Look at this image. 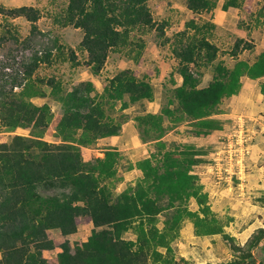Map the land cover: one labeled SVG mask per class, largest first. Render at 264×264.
Masks as SVG:
<instances>
[{"label":"rangeland","instance_id":"rangeland-1","mask_svg":"<svg viewBox=\"0 0 264 264\" xmlns=\"http://www.w3.org/2000/svg\"><path fill=\"white\" fill-rule=\"evenodd\" d=\"M68 1L33 0L31 5H36L35 8L40 13L35 25L41 35L35 34L29 43L26 39L31 36V22L26 18L12 22L13 18L0 17V86L4 84L2 76L11 75L14 70L19 71L22 79V86L16 88L7 77L9 84L3 88L4 94L0 93L1 170L12 164L9 147L14 137L31 140L42 137L48 143L61 144L57 125L65 109L58 102H53L51 111L46 113V128H34L31 125L28 128L10 129L6 127L4 116L1 115L2 104L21 98L25 84L31 82L49 94L51 88L48 81L52 79L61 82L64 90L68 89L66 100L79 82L91 77L86 66L87 58L81 52L83 32L73 26L61 27L56 22ZM212 1L215 2V7L197 13L187 8V0H158L162 12H159V8L155 9V6L150 8L157 19L156 24L145 28L146 31H135L132 34L134 39L147 43L146 57H149L151 69L142 71L134 61L135 53L129 55L128 50L112 52L106 61L110 63L105 64L101 78L97 81L100 92L97 91L102 93L107 77L114 74V68L110 66L114 62V65L120 64L121 68L132 67L134 71L130 70L139 75L136 76L140 79L141 76L150 74L149 83L154 87L155 96L151 102L130 104L126 110L120 109L122 102L111 105L102 98L99 100L115 121V131L107 137L119 136L121 143H129L123 152L125 155L115 166V175L102 181L115 196L129 188L136 189L138 185L147 188L155 183L154 176L146 179L140 168L145 160H153L152 165L158 166L160 173H163L161 164L165 153L174 154L182 162L187 158L183 154L195 153L193 158L199 161L191 167V174L203 204L199 205L196 198L191 196L194 190L158 195L157 190L152 189L150 195L153 199H158L157 206L164 207L154 224L164 234V241L168 245H161L158 238L151 241L135 258V264H264V78L250 80L244 88L246 94L245 90H241L238 95L224 98L213 108L210 119L216 120L220 129L211 130L208 134L203 132V128L196 121L188 118L176 122V118L180 116L179 105L176 100L171 101L170 97L182 79L176 73V84L173 85L170 80L172 70L176 72L183 66L176 58V50L181 52L178 48L182 45L184 48L191 40L208 39L217 48L212 63L199 59L195 64L185 65L194 71L195 77L201 82L199 88L219 77L216 72L219 65L229 70L241 61L252 65L264 50V0H236V5L228 7L227 10H224V6L228 0ZM162 33L164 36L160 37ZM55 38H58L62 54L54 50L50 62L40 63L31 73V77L27 78L26 73L34 63L30 58L37 52L45 51L44 48L51 45L50 40ZM72 54L76 56L75 61ZM154 58L157 62L154 61L153 65ZM6 68H10L12 72H7ZM156 68L162 72L159 77L155 75ZM40 80L46 84H41ZM125 99L129 101L128 96ZM35 101L43 103V100ZM168 109L174 114L170 118L164 117V146L159 149L155 140L157 134L154 131L145 133L146 125L138 127L133 121L135 116L140 115L162 116ZM82 135V131H76L75 139L80 142ZM102 140L78 145L85 171L88 173L97 175L98 159L104 158L106 150L114 147L113 143L109 146V143L105 144V140ZM188 193V199L175 201L170 205V196L182 198ZM80 205L76 235L65 237L57 230L47 232L55 249L43 251V264H58L60 254L67 256L83 250L93 224L88 205ZM178 214L181 218L175 223L174 219ZM134 221L133 229L139 224V221ZM195 223H200L201 236L196 235ZM152 227L153 224L144 221L146 231ZM133 231L130 230L126 235L129 240H136ZM218 231L221 232L217 233ZM135 249L132 248V251ZM4 255L5 252L0 250V264L4 261ZM88 256L94 257L93 254Z\"/></svg>","mask_w":264,"mask_h":264},{"label":"trees","instance_id":"trees-1","mask_svg":"<svg viewBox=\"0 0 264 264\" xmlns=\"http://www.w3.org/2000/svg\"><path fill=\"white\" fill-rule=\"evenodd\" d=\"M149 1L151 0H69L68 6L56 22L61 27L73 26L83 32L81 49L88 54L86 66L94 76H99L112 52L128 50L129 55L135 53V61L141 58L146 44L140 39H134L132 34L135 31H146L145 28L156 24L148 10ZM235 5L236 0H228L224 10ZM213 7L215 2L212 0H187V8L193 12ZM2 16L24 17L33 24L27 43L33 40L35 34L41 35L35 25L40 13L35 8L7 9L0 6V17ZM42 35L45 36L43 33ZM163 36L164 33L160 35ZM50 42L51 45L45 47V51L37 52L30 58L34 63L26 73L27 78L31 77L40 63L50 62L53 50L62 54L58 38ZM182 46L178 48L181 52L176 50V58L183 66L170 76L173 85L176 84V73L182 78L181 85L170 96L171 101L176 100L179 105L180 116L176 118V122L188 118L196 121L203 132L208 134L211 130L220 129L218 122L210 119L212 109L224 98L240 93L242 78H264V51L252 65L241 61L232 70L219 65L216 68L219 77L199 88L201 82L195 77L194 71L185 65L195 64L199 59L212 63L217 48L208 39L191 40L184 48ZM72 59H76L74 54ZM18 72L14 70L13 74L2 76L4 84L0 86V93L4 94L3 88L9 84L7 77L13 87L22 86ZM39 82L46 84L45 81ZM48 84L51 99L63 102L68 89L64 90L61 82L53 79ZM22 91L24 93L20 94L21 98L2 104L1 115L4 116L6 127L17 129L33 125L34 128H46V113L51 111V105L45 103L38 106L32 102L33 98L47 97L46 93L32 82L25 84ZM69 94V102L57 125L62 143L51 144L42 137L36 140L14 137L9 147L12 164L5 169L0 168V250L5 252L2 264H43V251L55 249L47 232L57 230L65 237L76 234V219L81 212V203H86L90 211L93 224L91 235L84 243L83 250L67 256L60 254L58 264H135V258L151 241L158 238L161 245H168L164 241V234L154 224L164 207L157 206L158 199H153L150 195L152 189H156L158 195L194 190L191 196L196 198L199 205L203 204L191 174V167L199 162L193 158L195 153L183 154L187 157L184 162L174 154L165 153L161 164L163 173H160L158 166L152 165L153 160L143 161L140 164L141 170L146 179L153 175L155 183L147 188L142 185H138L136 189L129 188L118 196L106 184H102V181L115 175V166L124 156L117 148L107 149L104 158L98 159L97 175L85 171L78 145L104 139L116 128L113 116L105 111L103 102L99 100L102 98L111 105L122 102L121 110H126L130 104L151 102L155 96L151 83L138 78L130 69H125L108 81L102 93L96 90L93 82L86 80L79 82ZM126 96L129 101H126ZM173 114L168 109L162 116H135L134 123L138 127L146 125L145 133L154 131L160 149L164 146L162 138L166 131L164 117L170 118ZM76 131L83 132L80 142L75 139ZM140 135L143 139L141 131ZM189 194L182 198L170 196V205L175 201L188 199ZM180 218L181 215L178 214L174 219L175 223ZM134 220L139 221V224L133 229ZM145 220L153 224L149 231L144 228ZM198 220L203 223L200 217ZM195 226L196 235L201 236L200 223H195ZM130 230H134L136 240L126 237ZM219 232L221 231L217 233ZM148 236L151 238L148 239ZM132 248L136 249L132 251ZM88 254H93L94 257Z\"/></svg>","mask_w":264,"mask_h":264},{"label":"crops","instance_id":"crops-1","mask_svg":"<svg viewBox=\"0 0 264 264\" xmlns=\"http://www.w3.org/2000/svg\"><path fill=\"white\" fill-rule=\"evenodd\" d=\"M37 0H34V2H36ZM32 2H33V0L31 1V0H2V2H0V6H3V7H5V8H7V9H17V8H21V7H29V8H35V6L36 5H31L32 4ZM21 3V4H20ZM23 3V4H22ZM30 3V4H29ZM68 4H69V1H68ZM68 4H67V6H68ZM159 5H161L159 2H158V0H151V1H149L148 2V10L150 11V13L153 15V18H154V21H157V19H155V17H154V13L151 11V7L152 6H155V9L157 8H159V12L161 13L162 12V8H161V6H159ZM36 9V8H35ZM36 10H38V9H36ZM191 11V10H190ZM158 12V14H160ZM168 17V16H167ZM22 18H24V17H17V18H13L11 21L12 22H16L17 20H21ZM164 18V17H163ZM11 19V18H10ZM160 21V20H159ZM38 22V21H37ZM9 24V23H8ZM148 47H147V43H146V49L144 50V52H143V55L141 56V58L138 60V61H136L135 63H136V65L139 67V68H142L143 70L142 71H144L145 69H151V64H149L150 62H149V57H146V53H147V51H148V49H147ZM264 51V50H263ZM53 52H54V50L52 51V54H53ZM55 52H58L56 49H55ZM81 52H83V56H86V58L88 57V54H87V52L86 51H81ZM76 55L78 56L79 54L78 53H76ZM53 57V56H52ZM108 60H109V57H108ZM135 61V60H134ZM157 62L156 61V59L154 58L153 59V61H152V64H153V62ZM131 62H133L132 60H131ZM108 63H110V62H106V65H108ZM114 63V62H113ZM113 63H111L110 64V66L112 67V68H114V71H113V73L114 74H112V76H110V77H107V79H106V81H105V83L107 84L108 83V81L111 79V78H113L119 71H121V70H124V69H126V68H121V65L120 64H117V63H115L116 65H114ZM154 65V64H153ZM127 69H131V70H133L132 69V67H129V68H127ZM147 69V70H148ZM134 71V70H133ZM160 71L158 70V68H156V72H155V75H158V77L159 76H161L162 75V72H160ZM174 72V70H172V72L171 73H173ZM102 73H103V70L101 71V73H100V75L99 76H94V75H92L90 72H89V74L91 75V77L89 78V79H86V80H89V81H91V82H93V84H94V86L96 87V90H100L99 89V87H98V79H100L101 78V75H102ZM136 74V73H135ZM148 74H149V72H148ZM137 75V74H136ZM138 77H139V75H137ZM83 79V78H82ZM141 79H145L146 81H148L149 82V79H150V74L147 76V75H143V76H141ZM85 80V81H86ZM250 80L251 79H248V78H243L242 79V89L241 90H245L244 88H245V86L247 85L246 83H248V82H250ZM175 81H177V79H175ZM179 83V82H178ZM181 83H182V79H181V82L179 83V86L181 85ZM105 87V86H104ZM104 87H103V89H104ZM205 87V86H204ZM50 92L51 91H49V94H47V97H45V98H33L32 99V102L33 103H35L36 105H38V106H42V105H44L45 103H48V104H50V105H52V103L53 102H56V101H54V100H52L51 99V97H50ZM100 92V91H99ZM102 92V91H101ZM245 94H246V90H245ZM70 95V94H69ZM69 99L70 98H66V100H64L63 102H58L59 103V105H62V106H64V107H66L67 106V104H68V102H69ZM35 100H39V102L41 101V100H43V103H36V101ZM58 105V106H59ZM133 123H134V121H133ZM109 137H107V138H104L103 140H105L104 142H105V144H107V143H109L108 145L110 146H112V143L114 144L113 146V148H117L118 149V151H120L123 155H125V153H123V152H125V150H126V148H127V146H128V142L127 141H123L122 143H121V138L118 136V137H111V138H109ZM102 140V141H103ZM114 142H117L118 144H115ZM136 172V171H135ZM122 185V188H123V184H121ZM74 235H76V234H74ZM74 235H72V236H74ZM71 236V237H72ZM89 238V237H88ZM69 239H70V237H69Z\"/></svg>","mask_w":264,"mask_h":264},{"label":"built area","instance_id":"built-area-1","mask_svg":"<svg viewBox=\"0 0 264 264\" xmlns=\"http://www.w3.org/2000/svg\"><path fill=\"white\" fill-rule=\"evenodd\" d=\"M5 70H6L7 72H10V73L12 72L10 68H6ZM16 88H17V87H16Z\"/></svg>","mask_w":264,"mask_h":264}]
</instances>
